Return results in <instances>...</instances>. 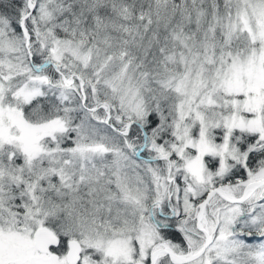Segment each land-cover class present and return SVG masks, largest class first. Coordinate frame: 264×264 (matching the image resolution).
Wrapping results in <instances>:
<instances>
[{
	"label": "snow or ice",
	"instance_id": "6c2138e0",
	"mask_svg": "<svg viewBox=\"0 0 264 264\" xmlns=\"http://www.w3.org/2000/svg\"><path fill=\"white\" fill-rule=\"evenodd\" d=\"M0 264H264V0H0Z\"/></svg>",
	"mask_w": 264,
	"mask_h": 264
}]
</instances>
